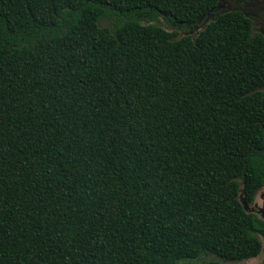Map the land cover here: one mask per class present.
I'll return each mask as SVG.
<instances>
[{
  "label": "trees",
  "instance_id": "1",
  "mask_svg": "<svg viewBox=\"0 0 264 264\" xmlns=\"http://www.w3.org/2000/svg\"><path fill=\"white\" fill-rule=\"evenodd\" d=\"M217 3L0 0V264L259 252L264 37Z\"/></svg>",
  "mask_w": 264,
  "mask_h": 264
},
{
  "label": "rangeland",
  "instance_id": "2",
  "mask_svg": "<svg viewBox=\"0 0 264 264\" xmlns=\"http://www.w3.org/2000/svg\"><path fill=\"white\" fill-rule=\"evenodd\" d=\"M254 26L256 27V29L261 30V26L259 25V22L252 20ZM110 22L108 20H100L99 21V25H107ZM192 34V31H188V30H177L176 31V37H179L180 35H184V34ZM264 185H262L254 194L253 199L250 202L245 203V201L243 200L242 202V196L241 193H238V198L239 200L241 199V202L244 204L245 206V210L249 213H255L258 217H260L259 212L257 211L258 207L262 208L263 205V198H261L259 196V192L263 189ZM256 236L258 237L259 241H260V249L259 252L254 255V256H249L246 258H241V259H237V260H225L222 259L221 257L211 253V252H204L201 253L199 256L195 257V258H191V259H184L183 261L187 264H198L202 261H208V260H213V261H218L220 263L223 264H257L261 261H264V237L261 236L260 234L256 233Z\"/></svg>",
  "mask_w": 264,
  "mask_h": 264
},
{
  "label": "flooded vegetation",
  "instance_id": "3",
  "mask_svg": "<svg viewBox=\"0 0 264 264\" xmlns=\"http://www.w3.org/2000/svg\"><path fill=\"white\" fill-rule=\"evenodd\" d=\"M216 8L217 10H240L252 20L259 22L261 30L264 32V0H218ZM259 196L264 200V187L259 192ZM261 212L264 214V202L262 211L259 213L261 214Z\"/></svg>",
  "mask_w": 264,
  "mask_h": 264
},
{
  "label": "water",
  "instance_id": "4",
  "mask_svg": "<svg viewBox=\"0 0 264 264\" xmlns=\"http://www.w3.org/2000/svg\"><path fill=\"white\" fill-rule=\"evenodd\" d=\"M216 7H217V4H216ZM227 10H229V9H227ZM259 31L261 32L262 36L264 37V32H263L262 30H259ZM261 125H262V127L264 128V121L261 123ZM239 192L241 193V196H242V202H243V200H244L245 203H246V200L244 199V197H243V195H242L241 185H240L239 188H238V193H239ZM237 198H238V195H237ZM238 200H239V198H238ZM239 202L241 203V205H242L244 211L247 212V211L245 210V206H244V204L241 202V199L239 200ZM259 211H262V208H261V207L258 208V212H259ZM259 215H260V218L264 219V214H263L262 212H261V214L259 213Z\"/></svg>",
  "mask_w": 264,
  "mask_h": 264
}]
</instances>
